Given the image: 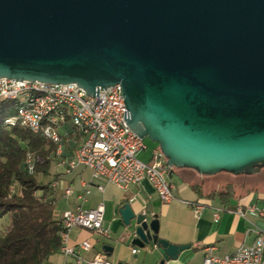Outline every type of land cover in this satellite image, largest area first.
Instances as JSON below:
<instances>
[{"label": "water", "instance_id": "95a60500", "mask_svg": "<svg viewBox=\"0 0 264 264\" xmlns=\"http://www.w3.org/2000/svg\"><path fill=\"white\" fill-rule=\"evenodd\" d=\"M0 80L121 85L129 128L172 170L264 168V0H0ZM119 212L160 264L191 248L162 239L157 215Z\"/></svg>", "mask_w": 264, "mask_h": 264}, {"label": "built area", "instance_id": "2783aa9c", "mask_svg": "<svg viewBox=\"0 0 264 264\" xmlns=\"http://www.w3.org/2000/svg\"><path fill=\"white\" fill-rule=\"evenodd\" d=\"M0 100L17 105L14 114L5 121L7 126L42 134L57 146L56 156L61 158L59 166L64 175L73 174L79 167L91 171V183L79 197L83 202L91 194V186L98 181L104 183L96 186L100 192L105 191L107 184L127 190L149 181L162 203L176 200L175 185L171 179L173 170L167 165L161 151L158 148L153 150L149 163L138 158L139 153L147 147L144 140L128 126L129 112L121 85L90 96L74 84L52 86L0 80ZM67 148L73 149V155L62 158ZM35 167V158L29 155L26 159L28 172L33 174ZM70 193L68 190L67 194ZM184 203L192 208L196 216H200L209 206L203 201ZM220 211L214 209L216 221ZM249 213L256 214L254 209H250ZM104 214L103 204L95 209L79 207L63 214L59 253L65 260L73 259L75 264H112L105 255L98 254L92 260L83 257L92 250L91 242H83L76 247L68 243L70 232L75 228L109 238V231L104 226ZM239 214L246 216L242 210H239ZM258 214L264 216L263 212ZM250 231L256 234L253 245L240 246L235 253L226 256H217L213 248H207L204 264H264V230L256 228ZM137 253L139 249L133 247L132 254Z\"/></svg>", "mask_w": 264, "mask_h": 264}, {"label": "crops", "instance_id": "0c3cea01", "mask_svg": "<svg viewBox=\"0 0 264 264\" xmlns=\"http://www.w3.org/2000/svg\"><path fill=\"white\" fill-rule=\"evenodd\" d=\"M73 155V149L67 148L62 158ZM139 155L146 156L140 152ZM138 155V156H139ZM151 159V157H150ZM148 159V160H150ZM61 158H55L47 183H55L53 187L55 212L54 217L61 220L66 211H75L77 208L90 210L104 205V226L109 231V238L101 237L89 230L75 228L69 235V246L76 247L83 242H91L93 248L84 254L86 260H92L96 255H105L112 264H160L162 257L155 252L139 249V253L132 254L131 240L126 237V228L119 209L130 204L136 214L145 212L152 219L158 216L160 223V237L175 245H191V248L182 252L176 261L165 264H204L205 250L213 248L217 256H226L235 253L240 246L253 245L256 228L264 230V186L258 185L252 191L237 190V195L222 201L220 197H201L194 189L195 185H203V192L209 195L213 189H221L222 183L215 177H201L192 170H173L171 179L175 185L176 200L162 203L154 187L149 181L123 190L115 185H105V191L100 192L96 186L104 184L96 182L91 186V194L83 202L79 199L85 192L86 186L91 183V171L85 167L77 168L73 174L64 175L59 166ZM70 194H67V191ZM203 201L209 206L200 216H196L190 206L184 202ZM221 209L219 219L214 218V209ZM250 209L255 210L251 215ZM239 210L245 212L242 217ZM113 248L110 256L104 247ZM44 264H75L73 259L65 260L60 253L52 255Z\"/></svg>", "mask_w": 264, "mask_h": 264}, {"label": "trees", "instance_id": "16d2710c", "mask_svg": "<svg viewBox=\"0 0 264 264\" xmlns=\"http://www.w3.org/2000/svg\"><path fill=\"white\" fill-rule=\"evenodd\" d=\"M16 107L0 100V221H8L0 231V264H44L62 245L63 228L54 217L53 183L39 180L50 176L57 146L42 134L7 126L5 121ZM29 155L35 158L33 174L26 168ZM203 187L194 186L201 197L217 196L228 202L238 189L252 191L258 186L227 183L209 195Z\"/></svg>", "mask_w": 264, "mask_h": 264}, {"label": "rangeland", "instance_id": "374dc122", "mask_svg": "<svg viewBox=\"0 0 264 264\" xmlns=\"http://www.w3.org/2000/svg\"><path fill=\"white\" fill-rule=\"evenodd\" d=\"M144 144L146 145L147 149L142 151V153H144L146 156L144 157L142 155H139L138 158L143 162L149 163L151 160L150 157H152L153 150H155L158 146H157V144L152 143L148 139L144 140ZM148 159H150V160H148ZM215 178L217 179V181L222 183L221 184L222 187H224L227 183H235L236 184V183H242L244 181V179H243L244 176L243 177H234V176L227 174V173H221V174L215 176ZM49 179L44 178L43 176L39 177V180L43 183L48 181ZM7 224H8V221H0V231H2Z\"/></svg>", "mask_w": 264, "mask_h": 264}, {"label": "flooded vegetation", "instance_id": "af4514ba", "mask_svg": "<svg viewBox=\"0 0 264 264\" xmlns=\"http://www.w3.org/2000/svg\"><path fill=\"white\" fill-rule=\"evenodd\" d=\"M244 181L242 183H236L240 185H247V184H254L256 186H264V168L261 170L259 175L251 176V177H244Z\"/></svg>", "mask_w": 264, "mask_h": 264}]
</instances>
